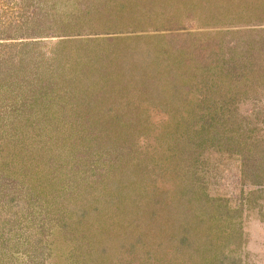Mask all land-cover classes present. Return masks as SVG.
Returning <instances> with one entry per match:
<instances>
[{"label": "rangeland", "instance_id": "1", "mask_svg": "<svg viewBox=\"0 0 264 264\" xmlns=\"http://www.w3.org/2000/svg\"><path fill=\"white\" fill-rule=\"evenodd\" d=\"M7 69L0 264H264V0H0Z\"/></svg>", "mask_w": 264, "mask_h": 264}, {"label": "trees", "instance_id": "2", "mask_svg": "<svg viewBox=\"0 0 264 264\" xmlns=\"http://www.w3.org/2000/svg\"><path fill=\"white\" fill-rule=\"evenodd\" d=\"M24 46L25 47H28L29 45H23V47ZM17 48H19L18 45H17V47H12V51H11L12 53L10 54V59L12 61H10V64H8L9 62H7V63L6 62H2L1 63V64H3L2 67H4V65H9V66L10 65H13L12 62L15 61V56H18L19 55L18 51H16ZM18 50H20V52L23 53V56H25L24 51H23L22 48L21 49H18ZM8 69H10L11 71H16L14 67L13 68H8ZM8 69H7L8 72H6L7 73L6 75H3L4 70H2V72H0V77H1L0 80H5L6 81V79L8 78V76L11 75V73H10V71ZM5 81H3V82H5Z\"/></svg>", "mask_w": 264, "mask_h": 264}]
</instances>
